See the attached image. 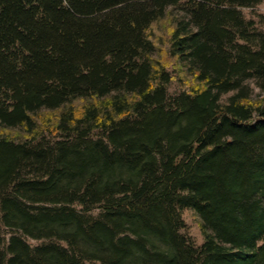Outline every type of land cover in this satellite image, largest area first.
Returning a JSON list of instances; mask_svg holds the SVG:
<instances>
[{
	"label": "trees",
	"instance_id": "obj_1",
	"mask_svg": "<svg viewBox=\"0 0 264 264\" xmlns=\"http://www.w3.org/2000/svg\"><path fill=\"white\" fill-rule=\"evenodd\" d=\"M260 1L0 0V264H264Z\"/></svg>",
	"mask_w": 264,
	"mask_h": 264
},
{
	"label": "rangeland",
	"instance_id": "obj_2",
	"mask_svg": "<svg viewBox=\"0 0 264 264\" xmlns=\"http://www.w3.org/2000/svg\"><path fill=\"white\" fill-rule=\"evenodd\" d=\"M242 13L246 18H253L255 20H258V16L260 14L264 15V0H261L260 2L249 6V7H243L241 8ZM258 28L264 29L263 25L257 26ZM264 93V92H263ZM97 210L94 211L96 213ZM182 219L184 220L185 227L181 229V232L187 234L191 237V239L194 241L196 245H199L202 242V236L200 234L199 228L197 226V219L195 213L190 208H185L181 211ZM12 230L8 227L2 228V233L5 241L7 242L9 235L11 234ZM24 240L31 244L35 245L37 243H40L41 241L45 240H35L28 236H23ZM4 241L3 246H6V242Z\"/></svg>",
	"mask_w": 264,
	"mask_h": 264
}]
</instances>
